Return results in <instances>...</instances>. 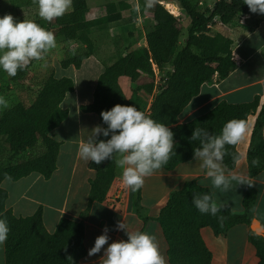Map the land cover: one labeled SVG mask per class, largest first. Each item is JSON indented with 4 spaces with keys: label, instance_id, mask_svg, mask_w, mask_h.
<instances>
[{
    "label": "trees",
    "instance_id": "16d2710c",
    "mask_svg": "<svg viewBox=\"0 0 264 264\" xmlns=\"http://www.w3.org/2000/svg\"><path fill=\"white\" fill-rule=\"evenodd\" d=\"M188 19L186 34L180 46L181 24L162 4L151 0L149 12L153 24L145 34V46L136 47L119 55L105 65L99 75L93 92V100L80 106L83 112H93L102 126L100 112L115 104H134L139 110L154 120L167 125L173 132L174 152L160 169L171 171L177 165L193 159V149L198 141L190 139L195 127L208 129L218 134L223 124L232 118L247 121L250 114L258 109L259 100L230 104L219 101L206 113L188 122L178 123V117L191 99L198 95L204 83L213 77L222 80L235 68L230 40L217 44L215 37L209 34V26L217 18L227 23L234 17L252 14L243 0H215L213 5L203 11L197 9L191 0H175ZM127 7L122 2L119 9ZM86 0H73L71 9L64 15L50 21L34 18L35 22L54 33L55 44L74 42L85 51L64 57L62 68L73 66L78 69L83 59L94 52L91 29L101 28L100 19H89ZM112 16L111 18L118 17ZM152 64L160 71L165 67L166 81L158 86L157 94L144 111V96L151 94L154 74ZM26 75V68L18 70L13 77L8 76L12 84H19ZM126 78L131 90L127 96L120 80ZM71 78H56L53 73L41 80L39 89L29 103L18 101L0 112V183L3 179L18 180L36 172L48 179L56 167L59 142L52 135L67 117V111L60 104L66 93L73 91ZM264 101L256 115L246 160L250 178L264 170ZM107 139V137H98ZM238 144V143H237ZM236 145H226L222 165L227 171L234 169L239 159ZM38 148L36 155L30 151ZM114 159H105L100 164L89 161L88 167L95 172L90 180L88 207L81 214L85 217L93 203L105 200L114 178L120 176L121 169ZM255 161V163H253ZM242 201L243 212L235 213L224 206L216 215L200 213L191 203L192 195L210 191L195 182H187L180 190L172 191L165 205L160 209L157 221L167 244L169 264H210L211 254L206 248L200 231L211 226L216 235L225 232L236 224L249 225L250 210L257 196V188L248 182ZM211 194V193H210ZM6 191L0 186V217L7 220L8 238L4 242L6 264H78L85 256L83 245L84 227L82 221L61 219L54 233L49 234L42 222L41 208L25 218H17L5 207ZM132 210L139 215L141 188L130 191ZM223 216V220H218ZM146 219L144 218V221ZM250 242L257 252L259 264H264V238L250 231Z\"/></svg>",
    "mask_w": 264,
    "mask_h": 264
},
{
    "label": "crops",
    "instance_id": "0c3cea01",
    "mask_svg": "<svg viewBox=\"0 0 264 264\" xmlns=\"http://www.w3.org/2000/svg\"><path fill=\"white\" fill-rule=\"evenodd\" d=\"M159 2L172 14H177V5L176 12H173L169 1ZM132 26L133 22H129L120 25V28L128 31ZM237 44V50L235 48L232 51L236 68L222 80L214 77L211 82L204 83L198 95L193 97L180 113L178 123L188 122L206 113L222 100L230 104H240L252 101L255 96L260 98L258 109L248 116L246 131L237 144L239 159L233 170L225 172L227 175H242L247 183L252 182L256 186L257 196L250 210L251 221L257 220L264 229V170L250 178L246 160L254 121L264 101V17L260 18L251 31L241 35ZM54 50L51 56L54 76L69 77L74 84L73 91L66 93L60 104L61 108L67 111V117L52 131L53 138L59 142L56 167L48 179L33 172L18 180H2L0 186L7 194L5 207L15 217H29L41 208L42 222L49 234L55 232L61 219L82 221L86 253L78 264H99L102 249L107 245L91 256L88 255V249L105 226L108 228L109 243L112 240L126 239L124 231L116 227L117 221L124 220L126 224L130 221L128 225L131 229L141 231L148 226L150 234L155 237L158 248L165 257L166 264H169L168 247L157 217L172 191L180 190L185 183L192 181L214 194L218 204L229 207L235 213L243 212L242 201L247 184L232 181V187L228 191L213 189L210 180L200 170L199 162L193 158L177 165L171 171L160 170L144 177L140 187L139 215L132 210L130 190L116 191L112 184L105 200L93 203L87 215L82 217L81 214L88 207L90 180L95 177V172L88 167L89 161L80 158L77 148L81 138L87 134L84 129L90 130L93 126L101 124L95 113L82 112L80 106L92 102L97 78L104 71L107 58L103 53L94 51L82 60L78 69L73 66L62 68L60 62L63 52ZM53 61L57 62L58 68L54 67ZM71 131L76 134L68 136ZM262 135L264 136V126ZM33 151L28 154L36 155ZM110 199L117 202L115 206L110 205ZM250 231V224H236L218 235L211 226L202 228L200 235L211 254L210 264H259L257 252L250 242ZM0 264H6L4 244L0 246Z\"/></svg>",
    "mask_w": 264,
    "mask_h": 264
},
{
    "label": "clouds",
    "instance_id": "9594fccd",
    "mask_svg": "<svg viewBox=\"0 0 264 264\" xmlns=\"http://www.w3.org/2000/svg\"><path fill=\"white\" fill-rule=\"evenodd\" d=\"M34 3L37 15L50 21L64 15L72 0H34ZM243 3L250 12L264 14V0H243ZM54 45V33L34 20H17L9 13L0 15V71L9 77L15 76L18 70H24L31 61L40 60ZM7 107L8 99L0 94V111ZM100 116L106 127L98 124L90 130L84 129L87 134L78 144V154L81 159L97 165L105 159L112 161L115 156L123 186L135 192L142 186L144 177L160 169L174 152L173 132L134 104H115L108 110H102ZM245 131V121L237 118L227 120L218 134L202 127L193 129L190 139L198 141L193 149V158L199 162L200 170L210 180L213 189L228 191L232 181L251 185L242 175H227L222 165L225 146L236 145ZM100 136L107 139H99ZM191 203L200 213L210 215H216L224 207L214 199V194L207 192L194 193ZM217 218L223 220V216ZM116 227L124 231L126 239L109 243L105 226L88 249L91 256L107 245L102 249L99 264H166L152 234L131 229L124 220L117 221ZM9 231L6 218L0 217V246L7 240Z\"/></svg>",
    "mask_w": 264,
    "mask_h": 264
},
{
    "label": "rangeland",
    "instance_id": "374dc122",
    "mask_svg": "<svg viewBox=\"0 0 264 264\" xmlns=\"http://www.w3.org/2000/svg\"><path fill=\"white\" fill-rule=\"evenodd\" d=\"M156 1L159 2V0ZM161 1H169L172 11L176 12L177 3L175 0ZM191 1L196 5L198 10L203 11L205 8L212 6L215 0ZM122 2L126 3L127 7L120 10L119 6ZM150 2L151 0H86L89 10L87 16L89 18H103L100 19L98 23V25L102 27L92 28L90 34L94 43V51L103 53L107 58L105 63H111L119 55L125 54L136 47L145 46V34L150 30L153 24L152 14L149 12ZM5 13L11 14L17 20L41 18L37 15V6L34 0H0V15ZM117 14L119 15L118 17L111 18L114 15L117 16ZM177 14L175 17L179 19L182 27L179 37V44L181 46L186 34L188 19L180 8ZM261 17L263 18L264 14L252 13L245 16L234 17L227 23H222L217 19L213 25L209 26V34L215 37L217 44H224L230 40L231 50L234 51L235 48L236 50L238 48L237 42L240 40L241 35L243 36L246 32L251 31L252 28L258 24ZM137 18L139 19L137 20ZM129 22H133L132 29L126 31L125 28H120V25ZM54 49L63 52V58L85 51L84 47L74 42L55 44L40 60H33L29 63L26 67L25 78L17 85L10 83L8 81V75L0 71V94L4 95L9 101V107L5 109L10 108L18 101L29 103L33 94L39 89L41 80L48 74L54 73V70L52 72L51 66V56L53 55L52 51H55ZM60 57L61 55L59 58ZM59 58L58 61H60ZM53 64L55 68H58L56 61H53ZM166 68L167 67H165L163 71H165ZM120 83L124 93L130 96L132 89L130 88L129 81L126 78H122ZM156 94L157 90L153 83L151 94L144 96V111L149 110L148 107L151 102V97L153 98ZM75 134V131H71L68 136H74ZM38 151L39 149L36 148L33 154L38 153ZM112 184H114L116 191L121 190L125 192L126 188L123 186L120 176L114 178ZM129 222L130 221H128V224ZM144 231L150 233L149 227H145Z\"/></svg>",
    "mask_w": 264,
    "mask_h": 264
},
{
    "label": "built area",
    "instance_id": "2783aa9c",
    "mask_svg": "<svg viewBox=\"0 0 264 264\" xmlns=\"http://www.w3.org/2000/svg\"><path fill=\"white\" fill-rule=\"evenodd\" d=\"M170 12V11H169ZM171 13V12H170ZM172 14V13H171ZM172 15H174V14H172ZM178 15V14H177ZM175 16V15H174ZM217 20V18H214V21H216ZM152 69H153V74H154V85H155V87H156V90H157V88H158V86H160V85H163L164 83H165V81H166V77H165V71H167V70H170L169 68H166V70L165 71H160L159 69H158V67L155 65V64H152ZM152 97H151V101H152ZM116 201L115 200H112V199H110V205L111 206H115L116 205Z\"/></svg>",
    "mask_w": 264,
    "mask_h": 264
},
{
    "label": "water",
    "instance_id": "95a60500",
    "mask_svg": "<svg viewBox=\"0 0 264 264\" xmlns=\"http://www.w3.org/2000/svg\"><path fill=\"white\" fill-rule=\"evenodd\" d=\"M254 220H252L251 223H250V229H251V231L254 232V233H257L258 232L259 233L258 234L259 236L264 237V229H263V227L260 225L259 222L253 223ZM255 221H257V220H255Z\"/></svg>",
    "mask_w": 264,
    "mask_h": 264
},
{
    "label": "bare ground",
    "instance_id": "6f19581e",
    "mask_svg": "<svg viewBox=\"0 0 264 264\" xmlns=\"http://www.w3.org/2000/svg\"><path fill=\"white\" fill-rule=\"evenodd\" d=\"M174 15H176V14H174Z\"/></svg>",
    "mask_w": 264,
    "mask_h": 264
}]
</instances>
